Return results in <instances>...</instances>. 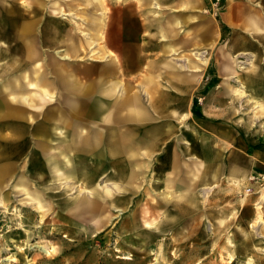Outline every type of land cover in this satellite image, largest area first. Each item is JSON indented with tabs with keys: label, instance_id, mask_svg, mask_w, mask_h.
<instances>
[{
	"label": "crops",
	"instance_id": "obj_1",
	"mask_svg": "<svg viewBox=\"0 0 264 264\" xmlns=\"http://www.w3.org/2000/svg\"><path fill=\"white\" fill-rule=\"evenodd\" d=\"M103 1L90 0L98 8ZM69 3L0 0V126L11 128L4 134L6 140L0 142V160L17 156L14 153L20 151H16L15 139L26 130L28 135L47 139L48 148L42 149L40 163L31 161L32 156L25 160L30 178L18 175L14 179H25L20 185L29 191L48 183V206L52 207L57 197L50 195L52 186L76 188V196H58L61 201L55 202V217L67 219L72 225H83L82 221L89 218L90 226H95L93 220L100 214L101 205L120 206L112 192H120L128 184L129 162L158 152L165 137L176 138L175 120L191 103L194 79L201 70L198 62L210 59L205 49L209 42L212 46L216 43L219 72L237 82L231 87L240 97L246 94L257 107H264L257 99L264 95V0H108L114 7L109 6L105 19L101 20L97 11L93 20L85 22L87 26L80 23L81 27L72 20ZM48 7L66 20L60 23L48 17ZM209 11L212 14H207ZM180 32L188 33L181 38ZM154 38L162 44L155 43ZM222 39L227 40L225 44ZM106 43L114 44L117 57L110 50L104 51ZM150 46L161 48L158 51ZM202 47V51L195 50ZM183 48H189L190 54ZM49 49L62 61L50 56ZM150 51L154 55H148ZM86 55L94 61L85 67L90 73L84 76L90 80L77 76L74 63L67 62ZM240 70L247 72L240 75ZM121 71L123 76H119ZM225 85L230 89L228 83ZM2 96L11 103H4ZM46 101L55 103L48 112L43 106ZM34 114L41 115V122L33 120ZM13 116L28 119L29 125L12 120ZM197 135L191 131L184 134L188 155L200 158L210 171L214 165L212 147L202 141L205 149L196 148L198 141L192 139ZM241 143L246 145L243 139ZM87 155L114 159L106 163L111 172L99 177V164L84 161ZM1 161L3 190L10 167H3ZM112 165L120 170L115 171ZM197 165H187V179L180 180L176 172L172 176L169 172L167 180L153 177V183L160 186L178 181L185 184L186 191L179 197L169 196L167 214L181 200L190 202V181L195 176L192 170ZM258 168L264 169V146L245 148V165L238 173L245 177ZM208 174L211 177L212 170ZM242 176L232 174L227 178L239 184ZM78 183L84 186L79 188ZM187 205L184 211L191 209Z\"/></svg>",
	"mask_w": 264,
	"mask_h": 264
},
{
	"label": "rangeland",
	"instance_id": "obj_2",
	"mask_svg": "<svg viewBox=\"0 0 264 264\" xmlns=\"http://www.w3.org/2000/svg\"><path fill=\"white\" fill-rule=\"evenodd\" d=\"M122 1L116 0L117 3ZM95 2L70 0L68 12L72 20L79 22L81 27L80 23L91 22L97 11L101 20L105 19L109 6L114 7L112 3L108 5V0L103 1L101 8L94 7ZM210 13L212 11L207 14ZM47 14L60 23L66 20L52 13L49 7ZM187 33L180 32V37ZM226 41L222 39L221 43ZM103 47L104 51L110 50L112 55L118 56L114 44L106 43ZM149 48L160 51L161 47ZM205 49L210 59H206V63L198 62L201 70L199 77L194 79L196 88L191 103L184 115L175 120L176 138L165 137L158 152L129 162L128 184L120 192H112L123 210L118 211L119 207L114 204L101 205L100 214L93 220L95 226H90L89 218L82 221L83 225H72L67 219L55 217V202L66 195L76 196L79 193L76 188L52 186L50 195H57L54 207L48 206V183L38 185L34 191L22 188L20 184L26 180L21 176L14 178L18 175L30 178L25 160L32 156L31 161L40 163L42 149L48 148V140L28 135L27 130L15 139L14 146L20 152L14 153L15 157L0 160L3 167L6 164L10 167L3 181L5 187L0 190V264H264V169L258 168L245 177L238 173L245 165V148L252 150L264 146V107H257L246 94L240 97L235 87H231L237 86V82L219 72L221 62L216 55V43L212 46L209 42ZM195 50L202 51L204 47ZM183 52L190 54L189 48ZM49 55L62 61L52 50ZM148 55L154 53L150 51ZM67 62L74 63L77 76L91 79L84 76L90 73L85 67L94 62L87 55ZM246 72L240 70L238 74ZM123 75L121 71L119 76ZM2 99L4 103H11L7 96ZM257 99L264 106V95ZM54 105L46 101L43 106L48 112V107ZM11 119L21 125L24 123L25 127L30 122L16 116ZM33 120L41 122V115L34 114ZM3 128L0 126V142L6 140L4 134L11 130ZM189 131L198 134L192 139L198 141L196 148L205 149L202 141H208L209 149L212 147L211 177L208 174L211 170L208 171L200 158L188 155L184 134ZM242 139L246 145L241 143ZM5 154L10 156V153ZM85 158L84 161L99 164V177L111 172L106 166L111 159L104 160L99 155ZM191 162L198 165L192 170L195 176L190 181V202L181 200L169 215L165 212L169 196L170 199L179 197L186 191L185 184L178 181L160 186L153 183V177L167 180L169 172L171 176L176 172L180 180L187 179V165ZM114 166L118 172V165L111 167ZM232 174L242 176L243 181L234 184L227 178ZM78 186L84 184L78 183ZM260 198L262 201L258 203ZM187 204L191 209L184 211Z\"/></svg>",
	"mask_w": 264,
	"mask_h": 264
},
{
	"label": "bare ground",
	"instance_id": "obj_3",
	"mask_svg": "<svg viewBox=\"0 0 264 264\" xmlns=\"http://www.w3.org/2000/svg\"><path fill=\"white\" fill-rule=\"evenodd\" d=\"M109 4H110V3H109ZM28 53H31V52H30V51L27 52L26 55H27ZM196 55H198V54H196ZM238 61H239V60H238ZM26 95H27V94H26ZM32 112H33V111H32ZM261 197H262V196H261ZM88 208H89V207H88ZM88 208H86V209L89 210L90 208H89V209H88Z\"/></svg>",
	"mask_w": 264,
	"mask_h": 264
}]
</instances>
